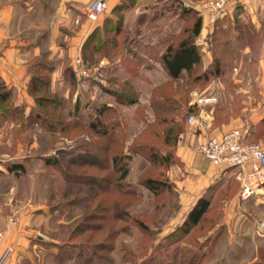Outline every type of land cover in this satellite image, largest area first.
Listing matches in <instances>:
<instances>
[{
    "label": "rangeland",
    "instance_id": "obj_1",
    "mask_svg": "<svg viewBox=\"0 0 264 264\" xmlns=\"http://www.w3.org/2000/svg\"><path fill=\"white\" fill-rule=\"evenodd\" d=\"M95 1L87 7V16L92 23H98L107 14L115 16L95 35V43L105 51L102 56L116 43L126 48L133 46L141 63L139 69L130 68L128 73L141 80L147 78L145 71L161 69L168 48H177L191 35L196 19H203L195 8L204 0H125L115 10L107 9L92 20L88 11ZM141 13L150 32H143V37L134 34L132 40L127 30L133 26L135 33L139 31L133 17ZM126 14L129 23L117 37L116 19H124ZM155 15H160L161 20L152 24L150 20ZM45 24L48 26L43 32L45 38L52 40L54 23ZM36 31L30 30V33ZM166 34L168 36L164 37ZM197 38L192 40L195 46ZM87 56L90 66L80 53L70 61V83L55 87L59 116L55 114V118L45 119L41 125L26 116L25 106L23 118L11 114L4 116L0 109V233L3 234L0 246L8 230L17 228L21 217L34 215L37 220L30 226L34 224L35 229L30 231V241L24 249L32 260L23 264H237L228 260L235 251L238 260L241 259L238 264H264V239L255 231L248 237L243 230L232 233L223 230L214 242V235L209 243L202 242L210 238L212 225L222 217L218 207L225 199L224 194L202 223L188 232H176L167 241L163 238L164 226L178 208L169 172L175 167L180 135L187 125H191L187 119L196 108L195 97L211 79L220 73L225 76L229 71L219 69L218 62L214 61L204 72L201 58L192 71L171 83L155 87L149 100L150 86H145L139 93L127 80L117 79L116 85L106 60L100 56L91 57L89 53ZM79 58L89 69L105 62L101 70L103 84L77 78L75 62ZM154 75L156 83L163 79L159 73ZM91 82L97 91L92 96L87 87ZM112 91H117V95ZM34 108L35 102L29 115ZM92 123H97L98 129L108 131L109 138H101L92 131ZM51 125L55 126L54 131ZM114 157H117V163L113 162ZM92 158L99 159L101 167L91 168ZM11 163H24L26 171L8 172L7 166ZM125 171L128 172L126 178L120 180ZM89 176L94 177L93 181ZM100 179L104 180L109 193H102L100 182H94ZM147 179L162 181L163 186L158 189L161 192L156 194L146 188L144 181ZM100 194L101 199L95 197ZM102 206L103 219L100 220ZM43 210L44 213L40 212ZM141 224L150 233L144 231ZM76 228L90 232L71 238ZM99 230L102 232H97ZM91 235L93 237L88 238ZM229 237H237L241 244L229 247L226 243ZM50 239L59 244H50ZM244 239L249 240V244H244ZM9 248L13 249L12 255L16 252L15 247H7L0 254Z\"/></svg>",
    "mask_w": 264,
    "mask_h": 264
},
{
    "label": "crops",
    "instance_id": "obj_2",
    "mask_svg": "<svg viewBox=\"0 0 264 264\" xmlns=\"http://www.w3.org/2000/svg\"><path fill=\"white\" fill-rule=\"evenodd\" d=\"M92 1L0 0V79L12 92L16 107H26L27 117L35 102L31 91L34 73L43 69L42 66L34 67V64L43 60L50 65V89L57 94L55 87L70 83L71 76L68 71L74 57L80 53L96 56L97 50L92 48L89 39L94 32L100 31L108 22L114 20L115 16L113 13L107 14L98 23H92L87 16V7ZM123 1L125 0H107L108 9L115 10ZM127 16L128 14L124 19H116V23L121 24V31L129 23ZM159 20L161 16L155 15L150 23L156 24ZM181 20L185 21L184 18ZM49 21L54 23L50 37L52 40H46L43 33L48 27L45 23ZM133 21L139 31L135 33L133 26L127 30L132 40L135 38L134 34L136 37H143V32H150V27L144 24L146 19L142 13L133 17ZM35 29V34L30 33V30ZM121 31L117 32V37L123 33ZM29 35L32 37L29 38ZM167 36L166 34L164 37ZM197 37L210 44L208 49L196 44L198 53L204 60V72L215 61L218 62L219 69L228 70L229 73L225 76V73H220L197 93L199 97L217 98L216 103L198 105L194 109L205 122V126L187 125L185 132L180 135L175 150V167L169 172L170 182L177 195L178 208L165 224L163 238L167 241L169 236L182 228L201 199L210 202L209 214L224 194L225 199L218 207L222 217L212 225L210 238L207 237L202 242L209 243L213 235L214 242L223 230L227 233L243 230L248 237L253 236L255 231L264 239V191L249 201H241L240 184L234 171L212 164L199 152L200 146L209 137L223 135L232 129H243L246 143L264 148V0H242L231 6L214 28L209 27L207 21L202 19L201 32ZM135 52L137 49L133 46L126 48L116 43L108 48L104 56L100 55V58L106 60L108 68L112 69L111 76L116 78L114 84L117 85V79L122 82L127 80L139 93L145 90V86H150V100L155 87L171 83L173 79L162 64L159 70L145 71V80L132 77L128 70L139 69L141 63ZM137 54L141 55V52ZM154 73H159L163 78L159 83L154 82L157 78ZM187 73L182 70L181 75ZM87 87L91 96L95 94L93 92H97L92 82ZM105 96L113 98L108 94ZM40 212L44 213V210ZM36 220L34 215L21 217L17 228L8 230L1 242L0 252L7 247H15L16 252L9 257L6 264H23L32 260V256L24 252V249L29 244L30 233L35 229L34 224H30ZM39 241L44 243L42 239ZM249 242L244 239V244ZM226 243L229 247H236L241 241L237 237H229ZM50 244L57 246L59 242L50 239ZM228 260L238 264L241 259L238 260L235 251Z\"/></svg>",
    "mask_w": 264,
    "mask_h": 264
},
{
    "label": "built area",
    "instance_id": "obj_3",
    "mask_svg": "<svg viewBox=\"0 0 264 264\" xmlns=\"http://www.w3.org/2000/svg\"><path fill=\"white\" fill-rule=\"evenodd\" d=\"M107 0H96L89 7V18L96 20L107 9ZM242 0H204L195 10L207 21L208 26L215 27L228 9ZM200 46H206L207 40L197 39ZM105 62L89 69L84 65L82 58L75 62V74L77 78L93 80L103 84L101 70ZM217 102L216 97H195V105L203 106ZM187 123L205 126V122L193 111ZM199 152L212 164L222 166L234 171V175L240 184L239 197L241 201H249L264 191V148L257 144L246 143L243 129H232L220 136H211L203 143ZM3 234L0 233V241ZM13 249H6L0 254V264H6L12 255Z\"/></svg>",
    "mask_w": 264,
    "mask_h": 264
},
{
    "label": "trees",
    "instance_id": "obj_4",
    "mask_svg": "<svg viewBox=\"0 0 264 264\" xmlns=\"http://www.w3.org/2000/svg\"><path fill=\"white\" fill-rule=\"evenodd\" d=\"M116 24L117 25L115 28V32L117 34V32L121 31V24L120 23L119 25L118 23ZM201 28H202V19L198 18L196 19L194 23L193 29L191 31V35L189 37H185V39L182 40V42L179 44L177 48L170 46L167 52L165 53V55L163 56L164 66L173 80H177L180 78L182 70H186L187 72H190L193 70L194 66L199 64L201 60V56L199 55L197 47L195 46V43L192 40L200 34ZM97 32L99 31L94 32V34L89 39L91 45L93 44L92 48L95 49V51L97 50V54L95 57H98L102 55L103 52H105L102 46L99 47L97 43H95V40H96L95 35L97 34ZM83 56L87 63L88 56L87 55H83ZM39 62L40 61L34 64V67L39 68V66H42L43 69L40 72L34 73L35 74L34 83L31 87V91L35 99V108L31 111V114L28 116V118L35 119L37 124L40 122L42 125L45 119L55 118V114L56 116H59L56 113V109H57L56 106L59 101L57 99V95L52 93L50 89V76L48 73L51 70L50 65L47 62H44L43 60L41 63ZM88 65L90 66L91 64H88ZM112 92L114 95H117L116 93L117 91H112ZM154 96H156L155 93H154ZM0 109L3 110L4 116L11 114L18 118H23L22 107H16L13 101L12 92L2 83L1 79H0ZM102 112H103V109L99 111V115H98L99 117H101ZM60 122H61L60 120L57 122L59 124L58 126L61 125ZM51 126H52V131H54L55 126L54 127L53 125ZM90 129L94 131L96 134H99L101 138H104V139L109 138L108 131L98 129L97 123H92L90 125ZM26 161H28V159ZM113 162L114 163L118 162L117 157H114ZM46 163L49 164V161H47ZM101 165L102 163L99 161V159L92 158V161L90 162L89 166L93 168V167H101ZM7 170L8 172H11V173L12 172L24 173L26 171V166L24 163H11L7 166ZM127 173L128 172L125 171L123 175L120 177V180H124L127 176ZM89 177L93 181L94 177L92 176H89ZM103 181H104L103 179H100V181L95 180L94 182L95 183L100 182V188H102L101 190L102 193L107 194L109 193V189L104 186ZM144 186L157 194L160 191L158 190L159 187L163 186V182L160 181L159 179H147L144 181ZM128 194H131V193H128ZM95 197H99V199H101L102 195L101 194L95 195ZM209 207H210V202L207 199H201L199 203L195 206V208L190 212L182 228H180L176 232H179V231L188 232V230L191 227L197 226L198 224L202 223V221L205 219V217L207 216L209 212L208 211ZM100 208L101 210H100L99 216L101 220L103 219L102 218L103 206ZM94 215L95 214H92V216ZM141 225L144 231L148 230L147 232L150 233L149 229L144 224H141ZM89 232L90 230H85V229L80 230L76 228L70 237L75 238V237L86 236L87 234H89ZM97 232L101 233L102 230H99ZM176 232L173 235L169 236V238L171 237L173 238ZM92 237L93 236L91 235L88 238H92Z\"/></svg>",
    "mask_w": 264,
    "mask_h": 264
}]
</instances>
